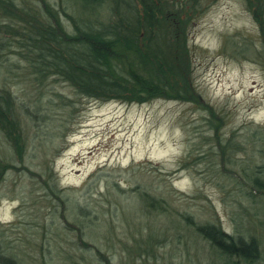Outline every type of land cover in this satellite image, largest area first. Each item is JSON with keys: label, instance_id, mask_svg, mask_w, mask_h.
<instances>
[{"label": "rangeland", "instance_id": "1", "mask_svg": "<svg viewBox=\"0 0 264 264\" xmlns=\"http://www.w3.org/2000/svg\"><path fill=\"white\" fill-rule=\"evenodd\" d=\"M48 1L64 4L65 9L72 4L71 0ZM185 33L193 89L187 100H94L80 97L69 84L55 78L35 89L28 70L9 56L16 81H7L12 89L7 88L21 105L33 108L36 99L45 108L50 103L45 113L53 118L43 133L61 136H36L37 128L25 119L21 124L26 145L22 167L42 175L46 161L54 163L69 202L88 204L94 219L114 226L115 238L102 248L111 264H228L195 230L187 231L179 214L193 216L198 224L220 225L234 236L248 238L251 233L264 255L263 205L256 212L258 205L242 200L241 207L230 181L218 179L210 170L218 160L219 144L213 136L219 143L231 139L245 148L247 154L235 155L238 163L253 156L254 165L264 167V142H254L253 136L255 132L264 136V34L245 0L203 1L190 14ZM0 74H5L3 69ZM211 111L222 116L216 133L208 122ZM201 154L206 157L200 165ZM27 171L14 166L0 184V250L12 254L18 264H61V258L54 255L55 242L51 241V252L42 253L38 245L43 238L35 241V235L40 236L46 225L52 237L59 228L57 221L62 220V209H57L53 196H45L39 180ZM89 185L92 194L86 199L81 195ZM140 189L165 199L169 210L147 212L136 197ZM239 209L245 213L243 221L251 219L252 225H239ZM71 211L67 221L74 223L79 215ZM105 229H96L95 235L101 233L88 235L84 241L101 245ZM63 237H59L61 247L74 257L71 264H101L94 250H77L68 239L74 242L72 236ZM153 245L158 247L151 260L146 249Z\"/></svg>", "mask_w": 264, "mask_h": 264}, {"label": "trees", "instance_id": "2", "mask_svg": "<svg viewBox=\"0 0 264 264\" xmlns=\"http://www.w3.org/2000/svg\"><path fill=\"white\" fill-rule=\"evenodd\" d=\"M203 1L206 0H71V8L67 6L65 9L64 4L48 0H0V72L1 69L5 72L0 74V184L8 169L20 166L28 170L22 167L26 145L21 124L25 119L37 128L36 136L44 134L42 136L47 139L60 136L58 133H43L53 118L45 113L50 103L45 108L40 104L42 101L36 99L33 108L21 105L9 89L12 87L7 81H16L11 75L14 67L8 65L9 56L18 59L28 70L35 89L44 87L48 80L55 78L69 84L80 97L94 100L144 102L158 97L187 100L193 89L189 79L192 69L185 31L190 14ZM245 2L264 34V0ZM67 11L71 13L68 15ZM210 114L208 122L216 133L221 127L222 116L214 111ZM253 136L254 142H264V136L259 132ZM206 140L218 141L217 164L210 170L214 175L218 174V179L230 181L239 205L242 207V200L255 207L258 205L256 212L259 206L264 207V167L255 166L253 156L238 163L235 155L243 151L247 154V151L235 140L228 139L224 144L214 136L212 140ZM205 157V154L198 157L200 165L205 163L202 161ZM53 164L46 161L42 175L27 171L39 180L46 197L53 196L57 209L60 207L63 213L61 222L57 221L59 228L55 229L57 231L52 237L46 225L42 226L40 236L35 235V241L43 238V243L38 245L39 250L51 252V241H54L56 250L53 253L61 258L59 263L67 264L69 261L71 264L74 257L71 251L61 247L59 237L72 236L74 242L68 239L77 250H94L101 264H111V259L102 254V248L104 245L108 248L115 238L114 226L107 220L94 219L88 204L69 202ZM85 191L81 196L88 199L92 194L90 185ZM136 197L140 198L147 212L169 210L165 199L151 195L146 189H140ZM69 209L79 215L74 223L67 221ZM239 210V225H252L251 219L247 223L243 221L245 213ZM178 217L189 233L195 230L225 263H262L261 244L251 233L248 238L234 236L220 225L210 222L198 224L193 216L187 214H179ZM104 226L101 245L93 246L84 241L88 235L98 236ZM96 229H101L97 235ZM249 230L255 229L251 226ZM157 247L153 245L146 249L151 260L153 253L154 257L157 254ZM4 253L0 250V264H18L12 254Z\"/></svg>", "mask_w": 264, "mask_h": 264}]
</instances>
